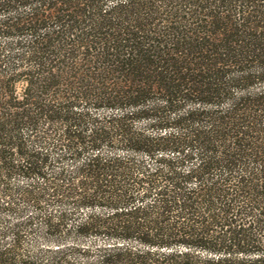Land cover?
Returning <instances> with one entry per match:
<instances>
[{
  "label": "trees",
  "instance_id": "1",
  "mask_svg": "<svg viewBox=\"0 0 264 264\" xmlns=\"http://www.w3.org/2000/svg\"><path fill=\"white\" fill-rule=\"evenodd\" d=\"M0 264H264V0H0Z\"/></svg>",
  "mask_w": 264,
  "mask_h": 264
}]
</instances>
